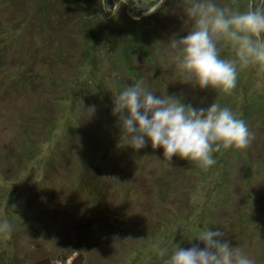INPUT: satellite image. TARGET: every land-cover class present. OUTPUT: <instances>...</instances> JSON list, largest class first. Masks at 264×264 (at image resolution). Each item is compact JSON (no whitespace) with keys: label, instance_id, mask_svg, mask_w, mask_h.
<instances>
[{"label":"rangeland","instance_id":"obj_1","mask_svg":"<svg viewBox=\"0 0 264 264\" xmlns=\"http://www.w3.org/2000/svg\"><path fill=\"white\" fill-rule=\"evenodd\" d=\"M81 2L0 0V219L14 225L0 235V264H163L155 243L187 249L207 227L264 264V89L255 87L264 69L239 70L231 93L201 90L177 75L178 49L167 45L191 30L190 0L145 17L162 39L150 46L103 0ZM89 6L102 24L91 42L80 27ZM112 26L108 41L102 33ZM220 47L221 58L233 57ZM141 79L196 109L229 107L254 140L215 153L207 170L168 161L159 148L126 147L113 102Z\"/></svg>","mask_w":264,"mask_h":264},{"label":"clouds","instance_id":"obj_2","mask_svg":"<svg viewBox=\"0 0 264 264\" xmlns=\"http://www.w3.org/2000/svg\"><path fill=\"white\" fill-rule=\"evenodd\" d=\"M163 3L158 0L154 12ZM253 3L240 11L220 6L216 0H190L186 16L193 22L191 30L167 44L178 49L173 59L177 75L185 83L201 90L231 93L239 70L264 69V9H254ZM116 5L108 9L104 4L103 10L113 13ZM222 43L233 50L232 58H221ZM255 87L264 89V76L256 80ZM87 111L92 115L95 108ZM112 114L117 117L120 141L126 147L139 151L150 142L153 149L163 150L168 161L175 156L205 170L216 164L215 153L247 149L255 138L247 123L229 107L213 103L207 109H196L165 91L156 95L142 79L125 85L115 95ZM13 227L7 219H0V235H10ZM223 236L207 227L191 234L188 241L198 243L190 248H181L172 240L169 244L155 243L153 252L163 264H255L242 247L222 241Z\"/></svg>","mask_w":264,"mask_h":264},{"label":"trees","instance_id":"obj_3","mask_svg":"<svg viewBox=\"0 0 264 264\" xmlns=\"http://www.w3.org/2000/svg\"><path fill=\"white\" fill-rule=\"evenodd\" d=\"M71 1L73 2V4L75 6L76 5L77 6H81L83 4V2H81L82 0H80V1L71 0ZM246 1L247 0H216V2L220 3L223 6H232V7L238 8L240 11H246L248 9V5H247ZM125 7H127V5L125 3H123V2H121L120 6L118 8V11L116 13V16H119V18H117L115 21L123 19L128 26H132L134 28L136 27L137 29L139 28V30H143L144 34L141 37L144 38V42L146 44L145 46H150L151 45V42H150L151 40L156 41V43H158V41L162 40L161 38H160V40L156 39V38H159L157 32H155L152 29L148 28L147 24L144 23L145 20L149 19V17H151L152 15H154L156 13L152 14L151 16H149L147 18L142 17L139 20H136L132 16L129 15L128 8L126 9ZM92 13H93V15H91ZM87 14H88V17H84V20L82 21L83 23H80V27H81L82 32L84 33L85 40H88V41L91 42L92 40L98 39L97 38V33L99 31H101L102 24H99L97 26L94 25V23H98V20L96 18H93V17H95L94 16V6L93 7L89 6V10L86 12V16H87ZM86 20H87V22H89L88 23L89 26H87V27L85 25L86 24V22H85ZM120 22H122V21H120ZM140 23H142L144 26H142V24H140ZM105 25H108V24L106 22H104V26ZM116 26L110 27L109 32L107 31V34H106V32L102 33L103 36L104 35L106 36L104 38H107L108 41H110L109 40V37H110L109 33L111 34V32H114L116 30V28H117ZM88 41H86V43H85L86 48H88L87 45H89ZM143 56H146V53L144 51H143ZM148 146H151L150 142H149V145H147L145 147L147 148ZM138 152H140V150Z\"/></svg>","mask_w":264,"mask_h":264},{"label":"water","instance_id":"obj_4","mask_svg":"<svg viewBox=\"0 0 264 264\" xmlns=\"http://www.w3.org/2000/svg\"><path fill=\"white\" fill-rule=\"evenodd\" d=\"M123 2L127 4L128 13L130 16H132L134 19H140L142 17H146L149 15H152L154 13H160L161 7L157 9V11L154 12L155 8L158 3V0H103V4L108 9H112L114 5H116L115 10L112 12H107L110 16L111 14H114L118 11V8L120 6V3ZM252 3V0H250V4ZM163 4H169V0H164ZM253 7L255 8H261L264 9V0H254ZM49 261L45 260L43 262H40L38 264H48Z\"/></svg>","mask_w":264,"mask_h":264},{"label":"flooded vegetation","instance_id":"obj_5","mask_svg":"<svg viewBox=\"0 0 264 264\" xmlns=\"http://www.w3.org/2000/svg\"><path fill=\"white\" fill-rule=\"evenodd\" d=\"M49 263L48 264H84L83 263V258L82 257H77V258H69L67 259V257L61 262H57V263H52L50 260H48Z\"/></svg>","mask_w":264,"mask_h":264}]
</instances>
